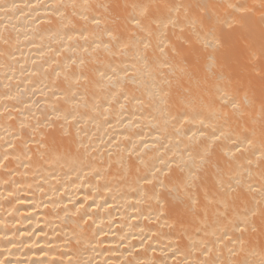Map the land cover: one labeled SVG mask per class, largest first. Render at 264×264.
<instances>
[{
  "label": "bare ground",
  "instance_id": "bare-ground-1",
  "mask_svg": "<svg viewBox=\"0 0 264 264\" xmlns=\"http://www.w3.org/2000/svg\"><path fill=\"white\" fill-rule=\"evenodd\" d=\"M262 213L264 0H0L3 264H264Z\"/></svg>",
  "mask_w": 264,
  "mask_h": 264
},
{
  "label": "snow or ice",
  "instance_id": "snow-or-ice-1",
  "mask_svg": "<svg viewBox=\"0 0 264 264\" xmlns=\"http://www.w3.org/2000/svg\"><path fill=\"white\" fill-rule=\"evenodd\" d=\"M95 23H99V21H94ZM137 27H140L141 26V21L139 19H137L135 21ZM228 27H231V25L229 24ZM209 45L212 47V48H217L220 45V41L218 39H214L213 41H210L209 42ZM145 47H147V44H145ZM161 51H163V49H161ZM201 123H203V121H201ZM193 135H195V133H193ZM220 135H223V133H220ZM220 137L219 136H216L215 139H219ZM249 143L251 141H248ZM237 151H240V147L239 145H237ZM163 186V185H162ZM253 215H255V212L252 213ZM262 216H264V213H262ZM246 223H247V218H245L244 220H242L240 223H238L236 225V228L239 232L243 233L245 230H246ZM0 264H3V261H0Z\"/></svg>",
  "mask_w": 264,
  "mask_h": 264
}]
</instances>
